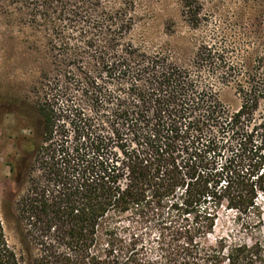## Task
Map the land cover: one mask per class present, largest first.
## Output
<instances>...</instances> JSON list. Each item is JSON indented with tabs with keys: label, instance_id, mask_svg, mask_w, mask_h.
I'll return each mask as SVG.
<instances>
[{
	"label": "trees",
	"instance_id": "obj_1",
	"mask_svg": "<svg viewBox=\"0 0 264 264\" xmlns=\"http://www.w3.org/2000/svg\"><path fill=\"white\" fill-rule=\"evenodd\" d=\"M94 6L77 23L118 45L109 69L129 82L111 92L88 78L87 104L57 85L24 104L32 137L8 163L24 186L13 204L22 248L0 220V264H23L22 249L32 264H264V54L227 67L241 100L230 111L187 70L125 44L131 17ZM50 44L57 56L69 45L58 34ZM221 208L256 234L209 241Z\"/></svg>",
	"mask_w": 264,
	"mask_h": 264
},
{
	"label": "rangeland",
	"instance_id": "obj_2",
	"mask_svg": "<svg viewBox=\"0 0 264 264\" xmlns=\"http://www.w3.org/2000/svg\"><path fill=\"white\" fill-rule=\"evenodd\" d=\"M95 1L0 0V220L17 251L22 247L13 204L24 186L12 180L8 163L19 155L18 138L32 137L33 130L20 115L24 104L33 105L54 85L66 92L65 97L87 104L88 78H97L99 86L111 92L129 82L109 69L118 45L104 43L93 31L87 34L84 23H77L86 20L88 25ZM99 4L131 17L125 44L165 57L190 72L199 86L210 87L226 109L240 108L235 82H227V67L234 63L249 68L264 54V0H99ZM56 34L69 43L62 56L50 44ZM72 53L75 58L68 59ZM258 204L264 209L263 197ZM254 232L245 217L221 208L209 241L220 236L248 240ZM22 253L23 264H32L33 250Z\"/></svg>",
	"mask_w": 264,
	"mask_h": 264
}]
</instances>
